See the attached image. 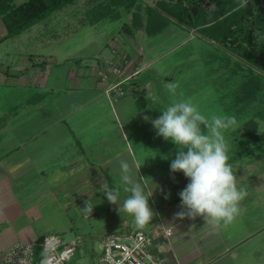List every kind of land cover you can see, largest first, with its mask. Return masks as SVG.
<instances>
[{
	"label": "crops",
	"instance_id": "1",
	"mask_svg": "<svg viewBox=\"0 0 264 264\" xmlns=\"http://www.w3.org/2000/svg\"><path fill=\"white\" fill-rule=\"evenodd\" d=\"M159 1L133 0L129 8L126 2L119 3L127 7L126 16L121 17L115 32H109L108 22L101 29L108 30L109 40L100 42L95 50L74 55L49 49L44 52V48L33 54V49L27 46H8L4 43L6 39L14 38L20 31L7 34L0 13V254L15 243L37 241L46 232L70 227V214L82 212L83 201L89 203L86 215L95 213L102 201L108 206L101 188L104 184L119 190L118 204L122 203L128 193L120 183L119 163L126 160L132 168L133 179H142L146 184L145 193L152 192L149 206L155 217L149 223V233L153 237L152 249L162 264L237 262V248L249 237L250 231L242 236L239 232L233 235L235 225L231 223L213 229L204 225L199 216L195 220L176 218L175 214L181 210L178 193L185 186L178 189L173 186V191L167 188L182 185L188 179L171 172L170 163L174 159L171 152L176 149L160 146L156 129L150 120L144 119L159 116L155 115L154 106L158 98L151 95L149 80L155 75L162 76L165 69L156 63L174 46L199 34L193 26L170 15L163 17L156 12L147 17V6L158 8ZM232 2L203 0L202 5L207 14L217 8H233ZM118 13L119 10L115 15L101 13L104 15L93 20L86 18L83 11L79 23L86 29L92 28L102 19L110 18L112 22L120 17ZM222 16L211 21L218 24ZM125 24L129 25L127 29ZM169 25L179 29L175 35L183 32L174 39L173 46L145 50L148 38L157 36ZM206 39L213 43V38ZM193 54L194 51L182 54L173 62L172 70L193 60ZM110 64L120 67L121 72L109 71ZM173 76L156 84L160 94H164V87ZM119 81L124 93L107 94L106 88ZM256 132L252 129L248 135L244 129L240 133L250 138ZM162 149L167 156L161 155ZM172 204L177 206L172 208ZM111 206L117 208L115 204ZM124 215V212L113 214L109 227L99 234V251L90 254V264L101 251L105 231L137 227L131 226L133 217ZM167 227L171 228L170 234L165 231ZM0 264H6L1 256Z\"/></svg>",
	"mask_w": 264,
	"mask_h": 264
},
{
	"label": "rangeland",
	"instance_id": "2",
	"mask_svg": "<svg viewBox=\"0 0 264 264\" xmlns=\"http://www.w3.org/2000/svg\"><path fill=\"white\" fill-rule=\"evenodd\" d=\"M22 1L24 0H13L15 3ZM80 1L72 0L65 3V5L48 13L43 19L21 30L14 38L10 39L8 37L4 43L11 47L16 44L15 48H25L27 46L28 49H33V54L35 53L34 51H38L37 49L43 48L44 52L45 49H49L57 51L59 54L69 53V55L95 50L99 47L100 42L109 40L108 30L104 29L105 32L101 31L103 23L108 22L109 32L113 31L114 33L115 27L122 20L121 17L126 16L127 7L119 5L113 15L119 10L118 16L120 17L114 18L112 22H109L110 18L102 19L99 24L86 29L79 23V20H81L79 18V16L81 17L80 12L85 9L81 7ZM230 1L232 2V0ZM232 3H234L235 7L217 8V13L224 16L231 12L229 20L237 23L240 20L241 13L245 11V7L239 8V0H235ZM200 9H202V13ZM163 11L167 13L165 10ZM198 13H200L199 18L193 19ZM205 13L206 9L202 3L199 6L189 7L186 15L189 21L187 24L193 26L195 33L198 32L199 34L194 35L193 38L185 43L174 46L172 51L164 54L161 61L156 63V65L161 64L165 72L162 76L155 75V77H152L153 79L149 80L153 89L151 95L158 98L154 104L155 115H161L160 111L164 110L173 100L192 98L197 104L200 113L209 120L214 115H227L236 118V130L231 133L226 131L224 136L228 145V163L232 166L233 173L236 176L237 186L243 188L247 195L240 202L241 214L231 224L235 225V233L233 235L238 232L239 236L247 234L249 231L250 233L247 235L249 237L237 248L239 258H236L237 262L234 264H264V119H254L253 117L254 122L257 123V126L254 127L257 135L252 136L253 138L240 133L244 130V121L264 107V53L260 54L256 62H252L248 59L250 55H246L244 47L233 48V46L226 44L224 41L226 29L205 32L204 28L206 25L203 24V20L207 19V14ZM175 31H179V29L173 25L167 26L157 36L148 38L147 45L146 43L144 44V49L147 50V47H149L150 51H152L151 48L153 47V49L156 47L164 49V47L173 46L172 42L174 39L183 34V32H178L175 35ZM170 34H173V36H170ZM93 36L97 38H93ZM201 36L204 37L202 38ZM207 37L213 38L212 44L208 42ZM188 51H194L191 57L193 60H188L183 67H178L176 71L172 70L175 66L173 62L180 59L182 54H186ZM164 65L167 66L164 67ZM173 73L175 74L174 76ZM253 73L259 76L261 88L258 95L261 101L258 103L254 102L246 107L238 99L235 101L234 90L238 88L247 76ZM171 76L173 77L169 84L176 86L175 94L169 92V84L164 87V94H160L156 84ZM257 115L255 116L259 117ZM160 139V146L169 145L177 151L173 142L163 140L161 136ZM176 151L174 153L171 152V158H175ZM165 154L167 156V152L162 149L161 155ZM233 161H235L234 164L232 163ZM176 174L177 176H184L182 172H176ZM187 182L178 186L170 185L167 190L173 191L175 186L177 189L184 187ZM106 204L103 201L99 203L95 210L96 212L93 214L86 215L83 211L75 214L71 213L70 227H63V230L57 231L66 241L80 239L77 241L78 250L75 256L72 257V262L90 264V254L99 251V234H101L102 230L109 227L113 214L118 212L117 208L115 209V207L111 206L112 204L109 203L108 206ZM159 204L162 206V202ZM161 206H158V208H161ZM165 206L163 205V207ZM174 206L177 205L174 204ZM174 206L173 204L171 205L172 208ZM124 216L127 218L132 217L128 214L126 215V213ZM63 219L69 221L66 217H63ZM131 226H136L133 219ZM142 228L149 232V224ZM227 234H229L228 231Z\"/></svg>",
	"mask_w": 264,
	"mask_h": 264
},
{
	"label": "clouds",
	"instance_id": "3",
	"mask_svg": "<svg viewBox=\"0 0 264 264\" xmlns=\"http://www.w3.org/2000/svg\"><path fill=\"white\" fill-rule=\"evenodd\" d=\"M247 4L248 0H239V8ZM175 88V85H168L173 94ZM160 112L162 114L155 119L148 116L144 119L150 120L158 136L176 145L170 170L182 172L188 179L178 193L181 210L175 214L176 218L195 220L199 216L204 225L213 229L232 223L241 214L240 202L247 195L237 186L236 176L228 163V145L224 136L226 131L236 130V118L214 115L209 120L200 113L192 98L173 100ZM119 167L120 183L128 195L118 204L119 190L109 188L107 184L101 186L103 194L109 203L117 205L119 213L132 216L136 226L142 228L154 216L149 206L152 192L145 193L142 179H133L132 168L126 160H121Z\"/></svg>",
	"mask_w": 264,
	"mask_h": 264
},
{
	"label": "trees",
	"instance_id": "4",
	"mask_svg": "<svg viewBox=\"0 0 264 264\" xmlns=\"http://www.w3.org/2000/svg\"><path fill=\"white\" fill-rule=\"evenodd\" d=\"M71 1L72 0H24L16 4L10 3L9 0H0V13L5 21L7 34H12L25 29L32 23L45 17L51 11ZM93 1H98L99 3L97 2L94 4ZM172 1L173 2L169 0H160L158 3V8L147 6L145 9V15L150 18L152 15L156 14V12H160L163 17L171 15L175 18H179L181 21L187 24L189 21L186 15L189 11V7L199 6L203 0ZM123 2H126L129 8L132 5L133 0L82 1L85 6L84 13L86 14V18H91L93 20L99 19L102 15H104L101 13H113L116 7L119 6V3ZM163 10L169 14L164 13ZM201 11L202 9H200V12ZM217 12L218 9L209 10L207 12V19L203 20V24L206 25L204 31L209 32L219 29L222 31L226 29L224 36V41L226 44L233 46V48L244 47L247 53L246 55H250L248 56V59L252 62H256L257 59H259L260 54L262 55V52L264 53V0H248L245 11L241 13L240 20L237 23L229 20L231 12L219 18L218 24L217 21L212 22L211 18L220 16V13ZM137 14H141L139 10H137ZM137 14L135 12V15ZM199 15L200 13L196 14L193 19H198ZM127 27H129V25L125 24L124 28L127 29ZM260 88L261 84L258 74H250L246 79H244L238 88L234 90L236 95L235 101L238 99V101H240L241 104L246 107L254 102H260L261 100L259 99L258 95ZM255 115L264 118V107L259 110V112H256V114L249 116V118H247L245 121L243 120V126L244 129H246V133L248 131V135L252 134V129L256 127V123L253 120ZM253 136L256 135L253 134ZM40 238L41 236H39L38 239ZM37 249V252H39V247H37Z\"/></svg>",
	"mask_w": 264,
	"mask_h": 264
},
{
	"label": "built area",
	"instance_id": "5",
	"mask_svg": "<svg viewBox=\"0 0 264 264\" xmlns=\"http://www.w3.org/2000/svg\"><path fill=\"white\" fill-rule=\"evenodd\" d=\"M108 70L120 73L121 68L110 64ZM103 75L106 71H103ZM125 76L123 79L128 78ZM122 81V80H121ZM121 81L112 83L106 93L122 95ZM167 234L171 228L165 229ZM80 239L66 241L58 232H46L37 241L18 242L4 249L0 256L6 264H79L72 262ZM39 247V252L36 250ZM152 235L140 227L105 231L102 235L101 251L91 264H162L155 255Z\"/></svg>",
	"mask_w": 264,
	"mask_h": 264
},
{
	"label": "water",
	"instance_id": "6",
	"mask_svg": "<svg viewBox=\"0 0 264 264\" xmlns=\"http://www.w3.org/2000/svg\"><path fill=\"white\" fill-rule=\"evenodd\" d=\"M80 208L83 212H87V209L89 208V203L87 201H83L80 204Z\"/></svg>",
	"mask_w": 264,
	"mask_h": 264
}]
</instances>
